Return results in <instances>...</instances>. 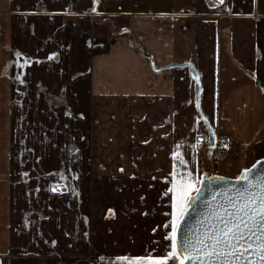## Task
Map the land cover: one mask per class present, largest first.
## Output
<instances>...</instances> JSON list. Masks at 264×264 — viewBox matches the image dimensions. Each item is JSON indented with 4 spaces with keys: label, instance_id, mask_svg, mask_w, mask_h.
<instances>
[{
    "label": "crops",
    "instance_id": "1",
    "mask_svg": "<svg viewBox=\"0 0 264 264\" xmlns=\"http://www.w3.org/2000/svg\"><path fill=\"white\" fill-rule=\"evenodd\" d=\"M176 4L136 8L98 49L63 17L70 4L0 0V264H136L170 250L169 189L190 178L196 193L209 134L189 70L155 71L146 54L199 70L203 110L231 140L214 175L264 158V0Z\"/></svg>",
    "mask_w": 264,
    "mask_h": 264
},
{
    "label": "snow or ice",
    "instance_id": "2",
    "mask_svg": "<svg viewBox=\"0 0 264 264\" xmlns=\"http://www.w3.org/2000/svg\"><path fill=\"white\" fill-rule=\"evenodd\" d=\"M248 172L245 169L238 177L246 181V186L232 189L235 198L225 197L224 204L206 218V226L186 235L182 245H178L177 232L194 183L190 178L179 187L174 182L169 191L178 195L173 203L170 250L164 256L135 257L136 264H167L169 258L177 264H264V174L253 181L249 180Z\"/></svg>",
    "mask_w": 264,
    "mask_h": 264
},
{
    "label": "water",
    "instance_id": "3",
    "mask_svg": "<svg viewBox=\"0 0 264 264\" xmlns=\"http://www.w3.org/2000/svg\"><path fill=\"white\" fill-rule=\"evenodd\" d=\"M100 0H95L92 12L97 13ZM153 70L162 71L163 69L172 68H187L189 70L190 78L194 82L196 106L200 115L201 121L205 125L210 143L208 149L215 147L217 142V134L202 107V81L201 74L191 61L183 63H172L166 67L157 68L154 58L146 54ZM249 180H256L264 174V158L257 161L252 167L248 168ZM244 174V170L235 178L226 176H210L208 171H205L199 188L194 195L190 197L187 203V211L184 213V219L180 221L178 227V245H182L183 239L186 235H191L194 232L202 230L207 224V217L212 215L214 209L219 205L224 204L225 197L234 199L232 189H242L246 186V181L238 179ZM187 264V262H186Z\"/></svg>",
    "mask_w": 264,
    "mask_h": 264
},
{
    "label": "rangeland",
    "instance_id": "4",
    "mask_svg": "<svg viewBox=\"0 0 264 264\" xmlns=\"http://www.w3.org/2000/svg\"><path fill=\"white\" fill-rule=\"evenodd\" d=\"M60 1L62 3L65 2L71 5L65 6V8L68 9L65 12L66 15L63 16L66 21L71 22L75 32L79 35L84 36L87 42L91 44V46H95L98 49L102 48L103 46H107L111 42L112 38L115 37V35L119 32L114 30L115 27L112 26L113 23L116 24L117 27V23H120L122 20L127 21L128 18L123 16L131 15L136 8L150 7V13L154 11H160L162 9H172V6L176 7L175 9L173 8L172 11H177L179 8V6L176 4V2L179 3V0H100L101 4L97 13H93L92 9L95 0ZM174 2L176 5L174 4ZM38 9L41 10L42 8ZM177 13L183 14V9ZM105 15H109V18ZM230 146L229 149L225 152V155L230 150ZM210 155L211 157L209 159V163L207 164L206 169L209 172L210 176H216L212 173L211 167L213 165H218L219 162L224 159L225 155L219 161H215L211 152ZM238 175H236L235 177H237Z\"/></svg>",
    "mask_w": 264,
    "mask_h": 264
},
{
    "label": "built area",
    "instance_id": "5",
    "mask_svg": "<svg viewBox=\"0 0 264 264\" xmlns=\"http://www.w3.org/2000/svg\"><path fill=\"white\" fill-rule=\"evenodd\" d=\"M210 143L209 138H205L202 141V145L208 146ZM230 140L227 138H218L215 147L211 149V153L215 161L221 160L224 157L225 152L229 149Z\"/></svg>",
    "mask_w": 264,
    "mask_h": 264
}]
</instances>
